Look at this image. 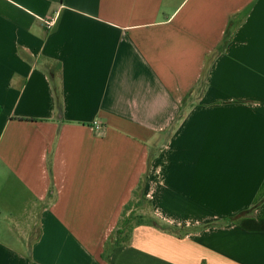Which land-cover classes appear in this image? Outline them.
<instances>
[{"label": "crops", "instance_id": "0c3cea01", "mask_svg": "<svg viewBox=\"0 0 264 264\" xmlns=\"http://www.w3.org/2000/svg\"><path fill=\"white\" fill-rule=\"evenodd\" d=\"M0 264H264V0H0Z\"/></svg>", "mask_w": 264, "mask_h": 264}, {"label": "trees", "instance_id": "16d2710c", "mask_svg": "<svg viewBox=\"0 0 264 264\" xmlns=\"http://www.w3.org/2000/svg\"><path fill=\"white\" fill-rule=\"evenodd\" d=\"M144 182L141 181L137 190L135 191L134 198L125 206L122 214V218L119 222V227L115 232L114 236V245L119 246L124 243H127L132 234V230L136 225L140 224H155V221L151 218L146 217L141 213L133 212L127 216L128 210L131 209L132 206H140L142 203L150 204L147 197L144 196Z\"/></svg>", "mask_w": 264, "mask_h": 264}, {"label": "rangeland", "instance_id": "374dc122", "mask_svg": "<svg viewBox=\"0 0 264 264\" xmlns=\"http://www.w3.org/2000/svg\"><path fill=\"white\" fill-rule=\"evenodd\" d=\"M148 205V203H142V205H140V206H132L131 207V209L130 210H128V212H127V216L128 215H130L132 212H133V210L135 211V213H140V209L142 208V207H144V206H147ZM147 209V208H146ZM142 213V212H141Z\"/></svg>", "mask_w": 264, "mask_h": 264}, {"label": "built area", "instance_id": "2783aa9c", "mask_svg": "<svg viewBox=\"0 0 264 264\" xmlns=\"http://www.w3.org/2000/svg\"><path fill=\"white\" fill-rule=\"evenodd\" d=\"M44 22L46 24V27L48 29H51L54 25H55V22H56V18H49V19H44ZM97 123V122H96ZM98 124V123H97Z\"/></svg>", "mask_w": 264, "mask_h": 264}]
</instances>
